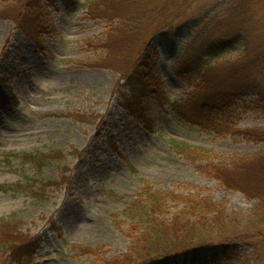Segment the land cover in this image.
I'll list each match as a JSON object with an SVG mask.
<instances>
[{
  "label": "rangeland",
  "instance_id": "rangeland-1",
  "mask_svg": "<svg viewBox=\"0 0 264 264\" xmlns=\"http://www.w3.org/2000/svg\"><path fill=\"white\" fill-rule=\"evenodd\" d=\"M238 1L0 0V264H264V223L248 229L261 236L254 249L247 239L182 250L186 238L174 233L168 242L177 248L159 259L138 244L151 234L141 223L148 220L130 211L159 192L167 200L158 220L172 222L184 200L199 196L225 208L227 224H253L258 200L203 173L212 160L173 146L187 143L227 161L264 154V142L206 132L187 117L202 79L227 89L231 66L264 45L250 33L247 47L240 42L202 61L199 54L207 67H192L197 46L226 36L218 23L207 30L202 16L221 20ZM145 90L155 95L135 100ZM234 109L235 128H264L257 96L240 98ZM44 156L51 162H28ZM16 232L19 244L38 245L21 263L6 246Z\"/></svg>",
  "mask_w": 264,
  "mask_h": 264
},
{
  "label": "trees",
  "instance_id": "trees-1",
  "mask_svg": "<svg viewBox=\"0 0 264 264\" xmlns=\"http://www.w3.org/2000/svg\"><path fill=\"white\" fill-rule=\"evenodd\" d=\"M260 2V0H240L229 9H226L221 20L218 21L210 20L208 14L202 16V21L205 22L207 30L216 23L221 28L227 29L225 37L213 41L206 40L195 48L193 54L190 55V58H192L190 62L193 63L192 67L195 71L198 69L204 70L207 67L206 64L199 62L205 56L216 58L217 55L240 42H243V45L247 47L246 43L252 36L251 34L255 37L254 39L264 40V25L262 24L264 20L262 19L258 23L252 21V18L262 12V9L256 8L255 5L260 4ZM36 6L41 9L40 4H36ZM255 9L257 12H255ZM211 23L213 24L211 25ZM187 24L196 25V22L191 20ZM244 29L248 30L245 31ZM171 31L169 29V31L162 32H166V35H168ZM262 46L258 47V53L253 58L231 66V69L227 72L226 81H224L227 89L214 90L209 88L203 79L199 82L197 91L199 95L196 101L191 103L193 111L189 116L186 115L191 123L206 132H213L217 135L244 136L246 139L264 142V128L241 129L235 128L234 124L231 123V118L235 115L234 106L240 98L257 96L258 103L264 107V51H261L264 49V45ZM198 49L201 50V53H198ZM199 54H201V58L199 57L198 61ZM139 94L140 97L135 100L142 102L151 95H155V91L145 90ZM215 97L218 99H214ZM134 98L132 95V100H128V103H133ZM173 146L186 157L195 155L202 162L212 160L207 163V165H212L210 169H205V171L200 169L203 173L211 174V177L218 179L228 189L238 190L244 193L246 197L258 200L253 210L255 214L254 219L251 220L253 224L246 225L244 230H241L236 223L233 225L227 224L223 218L225 208L221 209L210 199L200 198L199 196L184 200V208L177 213L174 221H159L158 216L163 215L165 212L167 197L158 192L146 198L144 203L133 204L130 209V211L133 209L136 214L135 220L140 221L137 217V213H139L144 217L141 220H148V222L141 221V223L147 225V229L152 228L150 236L145 231L144 237L139 239L138 244L140 247L147 251L150 256L155 254L159 259L168 257L171 250L177 248V245L168 242V235L177 233L180 237L186 238L182 241L184 245L186 244V247L183 246L184 249L178 247L182 250L197 251V249L207 245L229 248L230 245L233 244L234 246L240 240L247 242V239L251 241L250 245L254 249L257 244L252 240L261 239V236L249 235L248 229L257 228V226L264 223V220H262L264 218V154L252 158H233L227 161L220 157L211 156L208 151L202 148H192L187 143L174 142ZM28 162L40 166L51 162V160L47 156L42 158L32 157L28 159ZM257 165L263 167L259 172L254 171L258 168ZM44 182L47 183L48 181ZM26 190L34 198H41L40 189H33L30 185ZM144 196H140L137 202ZM146 208L149 210L146 211ZM156 223H159V225ZM193 236L197 239H192ZM19 240L21 238L16 232L15 238L6 244L11 260L17 263L31 259L36 251L35 248L38 247L37 244L33 246L27 243L19 244ZM21 245L26 247H21ZM230 253L235 254V249H231Z\"/></svg>",
  "mask_w": 264,
  "mask_h": 264
}]
</instances>
